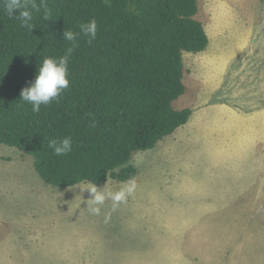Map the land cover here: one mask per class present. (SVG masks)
<instances>
[{"label": "rangeland", "instance_id": "374dc122", "mask_svg": "<svg viewBox=\"0 0 264 264\" xmlns=\"http://www.w3.org/2000/svg\"><path fill=\"white\" fill-rule=\"evenodd\" d=\"M199 3L213 60L206 61L209 54L184 53L187 90L174 106L193 108L204 100L206 110L194 111L205 115L216 111L207 107L218 101L260 110L264 0L229 1L226 21L215 15L222 12V0ZM217 28L225 33L218 36ZM243 41L248 49L242 57L224 59ZM246 56L242 69L238 62ZM211 66L222 68L215 87L207 83ZM201 89L206 98L197 100L194 94ZM212 121L208 117L204 123ZM235 129L229 123L223 131L229 139L207 148L203 141H209L210 127L197 128L192 142H164V149L158 144L134 153V192L115 208L106 201L99 216L88 212L89 195L78 189L88 184L51 186L39 176L33 157L1 145L0 264H264V134L244 143L231 135ZM249 129L247 123L241 129L245 140ZM122 184L110 180L107 187L118 191Z\"/></svg>", "mask_w": 264, "mask_h": 264}, {"label": "trees", "instance_id": "16d2710c", "mask_svg": "<svg viewBox=\"0 0 264 264\" xmlns=\"http://www.w3.org/2000/svg\"><path fill=\"white\" fill-rule=\"evenodd\" d=\"M47 3L51 17L34 12L32 32L0 5V146L33 157L41 179L55 187L136 179L134 153L154 149L193 114L174 103L187 90L184 53H203L210 43L199 0ZM93 19L97 35L89 43L79 26ZM65 30L80 34L70 42ZM69 47V87L33 112L21 91L44 58ZM65 137L72 150L57 156L49 141Z\"/></svg>", "mask_w": 264, "mask_h": 264}, {"label": "clouds", "instance_id": "9594fccd", "mask_svg": "<svg viewBox=\"0 0 264 264\" xmlns=\"http://www.w3.org/2000/svg\"><path fill=\"white\" fill-rule=\"evenodd\" d=\"M0 5L9 16H16L21 21V25L31 32L35 28L32 23L34 12H42L44 20H48L52 15L47 0H0ZM79 27L80 33L89 38V43L96 38L97 22L95 19L81 24ZM80 33L65 30L63 38L74 42ZM73 51L74 47H69L65 55L59 58L46 57L42 63H39L35 80L20 93V99L31 104L33 112H39L41 105L51 104L69 87L68 63ZM49 147L57 156L66 155L72 150V139L71 137H65L62 140L52 139L49 141ZM135 187V177H129L118 191L108 189L107 183L103 187L89 183L85 187H78V189L81 192L86 191L89 195L86 201L88 212L99 216L106 201H111L113 208H115L126 201V198L134 192Z\"/></svg>", "mask_w": 264, "mask_h": 264}, {"label": "crops", "instance_id": "0c3cea01", "mask_svg": "<svg viewBox=\"0 0 264 264\" xmlns=\"http://www.w3.org/2000/svg\"><path fill=\"white\" fill-rule=\"evenodd\" d=\"M232 2L233 0H222V9L220 12V15H218L217 13L216 15V19L217 20H222V21H226L227 18H229L230 15H227V3L228 2ZM199 11H200V3H199ZM217 11H220V9H217ZM199 14V12H198ZM198 14H197V18H198ZM214 21L213 19V23L217 24V27L219 26V24L217 23L218 21ZM202 22V21H201ZM203 23V22H202ZM204 24V23H203ZM205 29L208 33L209 36V46L207 48V50L203 53H200V55H204V54H209V57H207V62L213 60H210V57H212L213 53H209L211 45H212V36L210 34V32L208 31L207 26L204 24ZM219 28H217V34L218 36H220L223 32V34L225 33V31H222L223 28H221V30H218ZM244 42V43H243ZM240 45L239 48L236 50V53L234 56H231L230 54L227 55L224 59L228 60H233L236 58V60L238 59L237 57L240 56L242 57L243 54L245 53V51L248 49L247 48V44H245V41H243ZM224 43V42H223ZM222 43V44H223ZM224 45V44H223ZM213 58V57H212ZM249 56L243 57L242 61L244 60V62H238V64H240V67L242 69L245 68V65L243 63L245 62H249ZM227 62V66H228ZM208 64V63H204ZM226 66V67H227ZM211 68L213 69V75L211 76V80L207 81V83L209 85H212L213 87L216 86L217 82V78L216 76L221 74V70L222 68L220 67H213L211 66ZM228 68V67H227ZM225 68V69H227ZM218 71H215V70ZM224 69V70H225ZM225 73V71H224ZM255 75V73H254ZM238 74H233V77H237ZM196 85H198L200 87L201 81H196L195 82ZM206 93L201 89L199 91V93H195L194 94V98L199 100L198 98H202L205 99L206 98ZM200 104L197 107H193L191 105L187 106V107H183V106H176L177 109L181 110V109H186V108H190L193 111V114L191 116L190 121L187 123L186 127L183 128H179L175 133L173 137H170L168 139L163 140L162 142L159 143V145L161 146V148L164 149L163 145L164 142H171V146H173L175 143L181 142L183 140H188V142H192L190 138V136L196 131L197 128H201L206 130L208 127H210V135H209V141H203V143L205 144V148H207L209 145L214 144V143H219V142H226L224 140L229 139L230 134L226 133L223 131L228 130V126L229 123H234L236 124V131L233 132L234 137L233 138H238L239 141L247 143V142H251L254 138L256 140H261V133L264 134V107H261L260 110H254V111H246L243 110L238 104H231L229 103V101H218L215 103H212L211 105H209L207 108H212L215 109L216 111L213 112H209L207 115H205V107H206V101L204 102V100H199ZM226 102V103H225ZM209 103V101L207 100V104ZM191 106V107H190ZM197 109H202L204 111L199 112V113H195V111H197ZM195 110V111H194ZM208 117L212 118V123L211 124H205L204 120ZM203 122V123H202ZM246 123L250 126L249 129V135H247V138L245 140V134H241V129L243 127H245ZM256 134V137H254V135ZM173 135V134H172ZM169 137V136H168ZM232 138V139H233ZM231 139V140H232ZM243 139V140H242ZM200 142V141H199ZM207 150H211V149H207Z\"/></svg>", "mask_w": 264, "mask_h": 264}]
</instances>
